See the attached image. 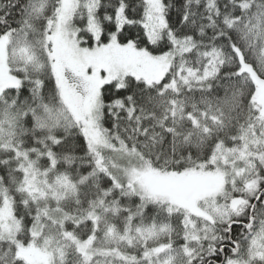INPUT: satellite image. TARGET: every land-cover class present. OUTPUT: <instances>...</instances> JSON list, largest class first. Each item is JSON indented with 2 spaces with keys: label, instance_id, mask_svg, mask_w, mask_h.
I'll use <instances>...</instances> for the list:
<instances>
[{
  "label": "snow or ice",
  "instance_id": "snow-or-ice-1",
  "mask_svg": "<svg viewBox=\"0 0 264 264\" xmlns=\"http://www.w3.org/2000/svg\"><path fill=\"white\" fill-rule=\"evenodd\" d=\"M0 264H264V0H0Z\"/></svg>",
  "mask_w": 264,
  "mask_h": 264
}]
</instances>
